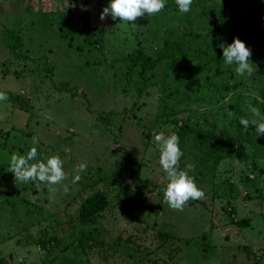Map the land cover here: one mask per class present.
<instances>
[{
  "label": "rangeland",
  "instance_id": "rangeland-1",
  "mask_svg": "<svg viewBox=\"0 0 264 264\" xmlns=\"http://www.w3.org/2000/svg\"><path fill=\"white\" fill-rule=\"evenodd\" d=\"M109 3L0 0V92L7 95L0 101V166L7 168L0 176V264H264V136L239 122L255 118L251 107L264 116V43L254 45L250 77L237 75L223 57L217 67L194 58L159 65L140 96L138 78L124 77V61L137 51L155 59L156 49L181 35L186 15L171 10L135 22L110 15L101 21ZM197 20L201 34L215 24L210 15ZM14 25L23 30L20 55L27 62L9 49L5 30ZM94 27L107 28L97 34L101 44H84L82 33ZM61 84L68 89L60 92ZM215 115L221 125L212 126L228 136L232 151L217 166L205 161L199 140L203 117ZM99 116H110V132ZM182 128L180 168L194 165L189 175L205 196L179 211L163 200L168 181L154 136ZM34 136L36 161L53 155L63 161L66 179L52 191L44 183L17 185L8 171L11 155L26 154ZM124 152L135 154L152 193L120 199L116 163ZM82 162L87 169L73 184ZM97 192L110 209L80 222L81 205ZM205 234L209 248L202 251L194 243ZM188 240L193 244L185 246Z\"/></svg>",
  "mask_w": 264,
  "mask_h": 264
},
{
  "label": "trees",
  "instance_id": "trees-1",
  "mask_svg": "<svg viewBox=\"0 0 264 264\" xmlns=\"http://www.w3.org/2000/svg\"><path fill=\"white\" fill-rule=\"evenodd\" d=\"M171 2L170 4L165 3L162 11L168 12L172 10L175 13H181L176 0H172ZM184 14L186 15L187 26L180 29V36L174 39H167L161 49L155 50V59L145 55L142 51H137L128 56L124 61L126 69L124 77H127L130 83L134 78H138L136 84L141 86L138 89V95L141 96L151 86L149 76L159 65L199 58L204 61L205 67L209 64L210 66L217 67L220 65L219 62L223 57L222 49L218 47L221 43L231 44L234 38L239 37L251 51L254 49L256 43H264V25L262 23L264 22V0H193L191 10ZM205 15L212 16L215 19V24L213 27L206 29V34H201L205 27L200 28L199 24L201 22H198L197 18L202 20ZM106 29L94 27L87 31V34L82 33L83 43L100 45L102 39L96 41L97 34L102 36ZM5 32L12 54L18 59L27 62V58L20 55L23 47L22 28H16V25H14V28L7 29ZM77 50L82 52L84 48L79 46ZM97 50H100V48ZM47 71H51L48 66ZM215 71L216 69L213 70V77L217 76V72ZM64 88L68 89L65 84H61L58 87L60 92ZM207 90L211 93L213 92L209 87ZM70 92L73 97H76L74 92L71 90ZM98 119L110 132L112 127L110 116H99ZM203 119L202 124L199 125V140L206 151L204 154L205 161L213 162L217 166L222 161L232 157V151L227 145L228 136L222 129L212 126V124L221 125L220 116H205ZM173 133L179 136V146L182 150L187 137L185 128L175 130ZM21 152L24 151L21 150ZM122 157V161L116 163L120 199H127L131 196L133 198H142L145 193H152V186L143 176L142 167L137 163L135 154L124 152ZM215 171L216 168H213L207 178L214 176ZM6 172L7 168L4 165L0 166V176L5 175ZM109 209L110 204L104 192H97L81 205L79 220L82 223L93 222L97 215ZM134 218L139 221L137 217ZM161 236L169 239L167 234L161 233ZM208 240L209 236L205 234L203 241H195L194 245L198 247L200 245V249L205 251L209 248ZM178 241L180 242V240ZM40 243L44 247L47 244L45 240L40 241ZM192 244V240L184 242L185 246ZM243 250L250 256L253 255V251L248 247L243 248Z\"/></svg>",
  "mask_w": 264,
  "mask_h": 264
},
{
  "label": "clouds",
  "instance_id": "clouds-1",
  "mask_svg": "<svg viewBox=\"0 0 264 264\" xmlns=\"http://www.w3.org/2000/svg\"><path fill=\"white\" fill-rule=\"evenodd\" d=\"M166 0H110L107 7L100 14L101 21L109 15L113 20L119 18L122 22H135L137 18L143 17L145 13L149 16L161 12L165 7ZM179 11L188 13L191 10L193 0H176ZM222 49L223 60L227 66H233L234 72L239 76H251L254 72L250 63L252 55L251 49L239 37L234 38L231 44L221 43L218 45ZM7 95L0 92V101L6 100ZM251 114L254 119L245 117L240 118V124L245 130L249 125L255 126V133L258 136H264V116L256 107H251ZM231 115V112H229ZM154 141L160 152L159 163L166 173L168 181L164 191L163 200L173 210L182 211L186 203L192 200L203 199L205 193L200 189L193 176L189 173L194 170V165L188 164L185 169L180 168V159L184 155L179 146V136L172 133L165 136L163 132L155 134ZM33 147L24 155L13 153L10 157L9 172L14 174L15 183L23 182L25 184L33 183L36 189L40 184L49 185V191H52L54 185L60 184L66 179L63 170V161L58 155L45 157L36 161L38 156L37 145L38 137H32ZM68 151V149H65ZM87 164L80 163L75 168V175L72 183L75 184L81 180L80 173L86 171ZM68 191L67 186L64 188ZM35 202V200H33Z\"/></svg>",
  "mask_w": 264,
  "mask_h": 264
}]
</instances>
